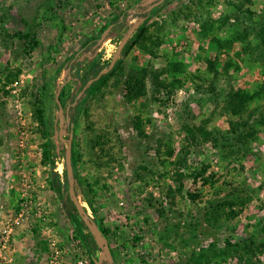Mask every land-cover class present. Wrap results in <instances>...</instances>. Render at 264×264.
Here are the masks:
<instances>
[{
	"label": "rangeland",
	"instance_id": "1",
	"mask_svg": "<svg viewBox=\"0 0 264 264\" xmlns=\"http://www.w3.org/2000/svg\"><path fill=\"white\" fill-rule=\"evenodd\" d=\"M140 1L0 0V232L22 201H37L44 215L34 217L42 223V231H30L42 235L48 250L47 229L52 227L68 250L65 264H76L79 259L80 250L72 240L75 230L67 212L79 216L69 193L67 146H62L61 163L56 153L60 142L56 94L64 84L60 93L61 103L65 101L64 139L77 146L79 175L88 180L87 185H94L95 208L115 233L111 247L119 256L118 264H264V99L252 102L242 119L227 112L224 103L213 102L201 87L208 81L197 76H211L205 58L216 55L208 47L210 37L201 35L203 18L194 14H208L206 6L195 11L201 0H168L150 21L151 30L160 28L162 37L156 55L134 48L126 58L128 65L135 58L136 64H153L158 69L164 68L168 59L176 58L186 66L183 85L170 97L149 100L144 109L139 102H127L123 86H116L112 78L84 103L71 138L76 113L73 106L85 96L81 93L74 101L80 77L94 60L108 67L116 55L121 58L119 43L147 8L139 10ZM214 2L208 7L212 17L218 20L230 14L233 29L248 28V40L255 49L241 57L234 51L221 53V64L229 55L238 64L223 77L222 86L254 91L264 82V46L259 45L264 40V0ZM127 9L125 20H116L115 16ZM219 25L217 22L218 29L213 33L229 36V28ZM29 27L43 43L31 54L13 35ZM94 38L99 39L91 49L78 54L84 43ZM243 47L238 42L235 50ZM17 70H21L17 80L8 83L7 73ZM43 75L49 80L46 115L55 145V163L51 160L47 164L31 104ZM140 110L148 138L140 137L132 124ZM239 120L247 121L255 133L250 129L237 138L231 130L232 123ZM183 124L194 129L206 127L219 139L218 146L212 139L200 138L185 161L177 164L180 149L190 141ZM227 132L231 139L224 138ZM204 169L205 174L195 180V174ZM77 187L80 200L96 221L78 179ZM232 194L249 198L244 206L234 205L236 215L230 206L219 207L220 200ZM89 196L92 198V194ZM30 219L15 231L11 253L15 264H19L17 234ZM241 238L245 240L242 247L234 245ZM99 250L97 243L92 244L94 258ZM84 256L93 264L89 249ZM47 260L48 253L40 264Z\"/></svg>",
	"mask_w": 264,
	"mask_h": 264
},
{
	"label": "trees",
	"instance_id": "2",
	"mask_svg": "<svg viewBox=\"0 0 264 264\" xmlns=\"http://www.w3.org/2000/svg\"><path fill=\"white\" fill-rule=\"evenodd\" d=\"M215 0H201L200 6L196 8L195 11L198 12L199 9H203L206 6L208 14L205 17V13H194L197 16L203 18L200 22L201 24V35L204 38L210 37L208 42V47L211 52H216L214 57H206L205 63L208 70V73L211 75L206 76H197L202 81H208L207 84L203 83L202 88L209 95V98L218 104H225V110L230 112L235 116H240L244 119L245 112L250 108L252 102H255L258 99H264V82L260 84L254 91L249 90H234L227 89V87L222 86V80L224 79L230 69L232 67H237L238 64L234 60V58L229 55L228 59L224 64H221V53L223 51H228L227 54H231V51H234L237 57H241L242 53H253L255 50L251 43H249V36L251 35L248 28H243L239 30L238 28L233 29L234 24L230 21L231 15L226 14L222 18L216 20L212 17V13L209 12V6L213 5ZM233 0H230L232 3ZM168 3V0H165L164 3L155 7L150 11L144 10L140 12L138 16L147 17V19L140 25V27L135 31L129 41L125 44L122 49L121 58H119L114 66V68L105 76H102L98 81L94 82L85 92V96L82 100H80L78 106H73V109H76V113L73 116L72 124L73 127L70 128V132L73 131L75 134L76 124L78 120V115L81 113L84 107V103L87 99L96 93H98L103 86L108 85L112 78H115L116 86H123L124 88V98L127 102H139L142 107L145 109L148 106L149 100L154 99V101H160V97H170L174 94L181 85H183L186 77V66L183 62H179L176 58H170L167 60V64L164 68L158 69L153 64H148L146 66L136 64V59L132 64L128 65L126 58L130 55L131 51L134 48H139L143 53L149 55H156L157 49L161 45L162 37L160 35V28L158 23L153 24L155 31H152L150 28V21L156 17L162 8ZM194 4H198L196 1ZM205 3V5H204ZM233 4V3H232ZM129 9L123 11L120 15L115 16L116 20H125L127 12ZM237 19L238 16H236ZM217 22L220 23L219 28L228 27L230 30V34L227 37H220L219 35L214 34L213 32L218 29L216 28ZM111 23V22H110ZM14 37H18L21 41H23V45L25 49H27V53L31 54L32 51H35L38 48L43 47L42 41L38 38L37 33L33 31L31 27H29L26 31H18L13 34ZM99 38H94L92 40H88L84 43L83 48L78 52V54H82L85 51L91 49L92 45L98 41ZM240 42L244 44V47L241 51H236V44ZM260 46H264V40ZM52 46V45H51ZM45 56V55H44ZM75 57V56H74ZM73 57V58H74ZM233 58V59H232ZM220 66H222V70H220ZM107 66L100 65L97 60L90 62L89 66L86 69L84 76L80 77L81 85L77 90V94L74 98V101L79 99V94L82 92L84 86L87 82L92 78L99 74L103 69ZM21 70L17 71H9L6 75V80L8 83H13L17 80L20 75ZM164 76V77H163ZM207 79V80H206ZM50 91L49 88V80L45 75H43V82L36 88V92L32 94L31 104L33 107L34 118L38 122V132L41 134L43 138L42 149L44 155V163L47 164L51 160L55 163L54 149L55 145L51 138V131L49 129L50 121L47 118V95ZM163 94V95H161ZM161 95V96H160ZM62 103L65 105V101L62 100ZM1 105L3 102L0 103ZM5 104V102H4ZM235 121L232 123V132L235 133L236 137L239 138L241 135H245L248 131H250V125L247 121ZM264 124V120L262 121ZM133 127L138 131V135L142 138H148L149 135L145 130V119L143 111H139L137 115H135L132 119ZM183 129L187 134L188 139L190 140L187 145L183 146L180 149V153L178 154V163L184 162L185 159L191 154L193 147L198 143L200 138L202 140H211L216 141L215 145L218 146V138L214 136L213 132L208 131L206 127H197L194 129L188 124H183ZM252 130V134L255 131ZM228 133V132H227ZM224 136L227 140L231 137ZM173 154V150L169 153ZM72 160L74 167L75 177L78 179L80 186L83 189L85 200L88 203L89 207L92 209L93 213L96 215V223L100 227V229L104 232L105 236L108 238L110 242V246L112 244V237L115 234L111 227L105 224V220L101 218L95 208L93 197L95 196V187L93 184L88 183L85 178L79 175V160L80 155L77 150V146L73 144L72 148ZM181 165V164H179ZM147 169V168H146ZM205 169L199 170L197 174H195V180L205 174ZM88 187V189H87ZM89 194H92L89 196ZM192 197H196L191 194ZM231 199V200H229ZM249 198L248 197H240L235 194H232L231 197L220 200L219 207H223L226 209L227 206H230V211L236 215V210H233L234 205L244 206ZM71 224L75 230L76 238H80L82 242L85 244L87 249L92 257V263L94 262V255L91 253L92 244L95 245L96 242L92 237L91 233L87 230L85 223L82 219L74 212L67 211ZM76 212V211H75ZM261 232L264 234V219L261 220ZM137 241H140V237H136ZM245 240L241 238L234 245L242 247V243ZM247 245V243H246ZM249 245V244H248ZM250 246V245H249ZM233 247V245H232ZM112 252L115 259L116 264H118V255L114 251L113 247ZM234 248V247H233ZM235 251V250H234Z\"/></svg>",
	"mask_w": 264,
	"mask_h": 264
},
{
	"label": "water",
	"instance_id": "3",
	"mask_svg": "<svg viewBox=\"0 0 264 264\" xmlns=\"http://www.w3.org/2000/svg\"><path fill=\"white\" fill-rule=\"evenodd\" d=\"M164 1L165 0H141L138 3L137 8L141 10L144 7H147L145 10L150 11L154 9L155 7L164 3ZM146 19L147 17H141V20L137 22L136 24H134V26L130 29L128 34L119 43L118 53L122 54V49L124 48L125 44L129 41L133 33L140 27V25ZM117 60L118 58L116 55V57L112 60L111 64L108 67L103 69L99 74H97L95 77H92L87 82V84L84 86L81 93H84L94 82L98 81L102 76L107 75L114 68ZM63 85L64 84L60 86L56 94V104L58 105L59 110H60V139H59L60 142L59 144H57V147H56L57 159L60 163L62 162L63 160L62 146L66 145L67 151L65 154L66 155L65 163H66V169H67V176L70 182V187H69L70 198L79 212V217L85 223L87 230L91 233L92 237L94 238L95 242L97 243L100 249L97 253V258H94L95 264H106V263L116 264L108 238L105 236L104 232L100 229L96 221L92 219V217L88 213L86 207L84 206V204L82 203L78 195L77 179L74 174V167H73V160H72L73 146H72L71 140L66 142V140L64 139V134H63V117L65 114V109L60 101V93L62 91ZM72 136H73V131H71V138Z\"/></svg>",
	"mask_w": 264,
	"mask_h": 264
},
{
	"label": "built area",
	"instance_id": "4",
	"mask_svg": "<svg viewBox=\"0 0 264 264\" xmlns=\"http://www.w3.org/2000/svg\"><path fill=\"white\" fill-rule=\"evenodd\" d=\"M37 206V207H36ZM16 214L11 217V220L3 226L0 232V264H15L14 258L11 255L13 252V247L15 243V231L17 228L26 220L30 219L32 216L39 215V218L43 217V212H41V203L34 202L31 199H25L18 206ZM48 260L45 264H65L68 255V250L60 241L57 236L56 231L52 227H48ZM72 240L78 250H80V256L76 264H91L88 256H84V251H86V246L80 238L72 236Z\"/></svg>",
	"mask_w": 264,
	"mask_h": 264
},
{
	"label": "crops",
	"instance_id": "5",
	"mask_svg": "<svg viewBox=\"0 0 264 264\" xmlns=\"http://www.w3.org/2000/svg\"><path fill=\"white\" fill-rule=\"evenodd\" d=\"M17 204H13V207H16ZM2 217V215H1ZM30 221V222H29ZM28 221L29 224L23 225L25 229H21L17 234L18 245H16L17 259H19V264H40L43 263L47 257L48 250L44 244L45 239L42 238V235H34L33 231L30 229L36 230L39 228V233H41V222H38L34 216ZM31 235H34V240L31 239ZM19 239L21 241H19ZM29 241V243H27ZM28 245V246H27ZM68 257V256H67ZM31 259L35 260L36 263H32ZM38 262V263H37Z\"/></svg>",
	"mask_w": 264,
	"mask_h": 264
},
{
	"label": "flooded vegetation",
	"instance_id": "6",
	"mask_svg": "<svg viewBox=\"0 0 264 264\" xmlns=\"http://www.w3.org/2000/svg\"><path fill=\"white\" fill-rule=\"evenodd\" d=\"M81 94V93H80Z\"/></svg>",
	"mask_w": 264,
	"mask_h": 264
}]
</instances>
